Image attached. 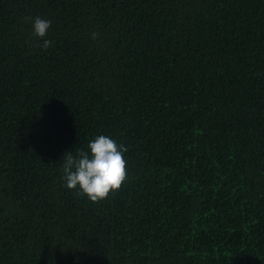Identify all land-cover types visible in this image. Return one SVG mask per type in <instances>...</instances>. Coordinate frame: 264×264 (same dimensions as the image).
Wrapping results in <instances>:
<instances>
[{"label": "trees", "instance_id": "1", "mask_svg": "<svg viewBox=\"0 0 264 264\" xmlns=\"http://www.w3.org/2000/svg\"><path fill=\"white\" fill-rule=\"evenodd\" d=\"M0 264H264V0H0Z\"/></svg>", "mask_w": 264, "mask_h": 264}, {"label": "clouds", "instance_id": "2", "mask_svg": "<svg viewBox=\"0 0 264 264\" xmlns=\"http://www.w3.org/2000/svg\"><path fill=\"white\" fill-rule=\"evenodd\" d=\"M32 19L31 17L25 18ZM51 26L50 20L36 17L32 25L34 35L46 37ZM98 33H93L95 39ZM37 47L47 49L52 41L44 39ZM88 151H78L76 156L69 152L64 157V180L68 189L79 187V193L91 202H99L108 197L109 193L119 191L127 179L126 161L123 153L127 151L123 145L105 135H99L87 145Z\"/></svg>", "mask_w": 264, "mask_h": 264}]
</instances>
